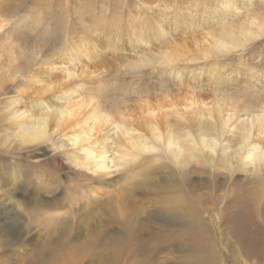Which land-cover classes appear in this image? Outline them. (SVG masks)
I'll return each instance as SVG.
<instances>
[{
    "label": "rangeland",
    "instance_id": "1",
    "mask_svg": "<svg viewBox=\"0 0 264 264\" xmlns=\"http://www.w3.org/2000/svg\"><path fill=\"white\" fill-rule=\"evenodd\" d=\"M140 2L0 0L1 52L11 49L23 58L0 86V106L34 73L36 66L24 63L33 50L44 56L66 45L62 27L70 37L89 30L91 36L111 33L115 17L125 19ZM239 2L238 12L223 26L253 19L264 23V0ZM105 16L103 30L93 31L94 20ZM117 46L96 48L92 69L98 73L86 79L87 92L100 104L130 110L142 99L177 92L164 67L140 62L141 47ZM6 58L4 63L10 62ZM198 58L195 50L189 62L174 66H202ZM216 61L223 82L208 84L204 77L190 87L210 97L246 101L243 105L253 108L240 111L241 119L263 115L264 33ZM4 134L0 122V264H264V173L226 168L221 155L213 164L192 159L176 168L157 152L164 167L112 169L100 180L68 162L65 154L71 149L59 134L22 147L4 142Z\"/></svg>",
    "mask_w": 264,
    "mask_h": 264
},
{
    "label": "bare ground",
    "instance_id": "2",
    "mask_svg": "<svg viewBox=\"0 0 264 264\" xmlns=\"http://www.w3.org/2000/svg\"><path fill=\"white\" fill-rule=\"evenodd\" d=\"M140 3V8L125 19L115 17L117 23L111 33L91 36L89 30L70 37L67 27H62L64 47L44 56L33 50L24 63L29 68L36 66L34 73L22 82L14 98L0 106L4 142L12 140L22 147L48 142L59 134L64 147L71 149L65 154L68 162L91 170L100 180L109 177L112 169L131 170L132 166L141 165L147 170L164 164L162 157L171 166L181 168L192 159L213 164L221 155L226 168L264 173V107L263 115L241 119L240 111L253 108L243 105L246 101L233 97L222 100L215 93L210 97L190 87L191 83L200 85L204 77L208 84L223 82L224 73L216 60L253 42L264 33V23L258 25L253 19L250 23L223 26L227 18L238 12L239 0ZM93 24V31H102L106 16ZM179 34L185 37L177 38ZM2 43L0 86L10 80L13 63L23 59L20 52L14 56V51L5 47L2 53ZM119 44L129 51L141 47L140 62L164 67L169 81L178 86L177 92L144 97L130 110L100 104L97 95L86 89V79L98 73V69H92L96 64L94 53L99 46L112 49ZM195 50L199 52L197 60H204L202 66H174L189 62ZM3 58L10 62L4 63ZM157 152L163 156L158 157Z\"/></svg>",
    "mask_w": 264,
    "mask_h": 264
}]
</instances>
